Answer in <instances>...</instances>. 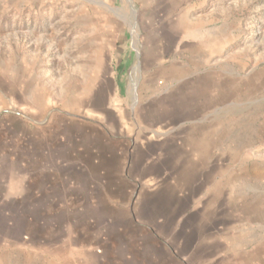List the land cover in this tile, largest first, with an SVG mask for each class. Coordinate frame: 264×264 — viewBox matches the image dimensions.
Wrapping results in <instances>:
<instances>
[{
    "label": "rangeland",
    "instance_id": "rangeland-1",
    "mask_svg": "<svg viewBox=\"0 0 264 264\" xmlns=\"http://www.w3.org/2000/svg\"><path fill=\"white\" fill-rule=\"evenodd\" d=\"M0 264H264V0H0Z\"/></svg>",
    "mask_w": 264,
    "mask_h": 264
},
{
    "label": "bare ground",
    "instance_id": "bare-ground-1",
    "mask_svg": "<svg viewBox=\"0 0 264 264\" xmlns=\"http://www.w3.org/2000/svg\"><path fill=\"white\" fill-rule=\"evenodd\" d=\"M184 22V21H183ZM136 25V24H135ZM112 105L114 106L113 108L116 110V109H119L117 108V106L114 104V101H112Z\"/></svg>",
    "mask_w": 264,
    "mask_h": 264
}]
</instances>
